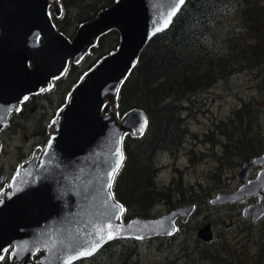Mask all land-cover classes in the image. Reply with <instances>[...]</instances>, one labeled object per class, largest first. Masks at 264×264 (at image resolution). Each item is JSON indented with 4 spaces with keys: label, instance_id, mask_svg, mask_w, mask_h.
<instances>
[{
    "label": "water",
    "instance_id": "water-1",
    "mask_svg": "<svg viewBox=\"0 0 264 264\" xmlns=\"http://www.w3.org/2000/svg\"><path fill=\"white\" fill-rule=\"evenodd\" d=\"M185 3L114 0L81 24L69 40L51 20L50 7L55 15L60 14L58 0H0V135L10 115L20 110V103L49 91L53 81L65 75L69 63L78 64L102 36L112 31L119 35L116 49L86 72L67 96L52 121L55 133L45 150H37L15 171L8 197L0 194V261L11 249L10 264H72L112 241L171 237L176 220H188L193 207L123 222V208L112 194L124 159V139L141 138L148 125L141 109L118 116V94L142 51L169 29ZM251 165H264V154L243 166L237 192L219 195L213 203H242L260 195L264 167L255 180L243 183ZM242 216L253 223L263 218L264 195L245 208ZM197 238L212 242L211 227L199 229ZM93 246L96 250L90 255H80ZM38 252L42 258L33 261Z\"/></svg>",
    "mask_w": 264,
    "mask_h": 264
},
{
    "label": "rangeland",
    "instance_id": "rangeland-1",
    "mask_svg": "<svg viewBox=\"0 0 264 264\" xmlns=\"http://www.w3.org/2000/svg\"><path fill=\"white\" fill-rule=\"evenodd\" d=\"M96 1L101 2L74 0L72 4L80 5L86 14L90 4ZM78 13V9L68 10L55 26L64 35L72 36L80 25L78 20L84 17H78ZM226 14L214 25L216 39L207 45L221 52L219 48L225 47L232 34L243 33L240 42L254 45L249 26L241 21L240 12L232 10ZM118 43L119 38L116 44L115 38L110 36L105 46L114 50ZM99 51L96 50V54ZM86 66H80V71ZM66 86V83L59 82L58 89L31 103L30 107L38 105L32 115L26 110L24 117H15L3 132L0 175L3 174L6 180H11L16 169L28 162L36 149H43L54 133L50 123L64 104ZM258 86L260 81L249 72L229 74L217 82L200 95L195 104L186 108L183 114L186 132L182 134L184 143L177 152L179 156L175 158L167 153L158 157L160 169L155 176L156 188L165 191L149 217H160L173 209L192 205L197 208L188 224H181L178 220V232L162 242L150 239L134 245L132 240L119 241L83 264H264V219L252 225L240 215L243 205L237 202L231 206L217 205L218 208L210 204L211 198L234 193L240 187L237 176L241 173L242 158L234 151L243 145H249L251 149L262 146L263 150L259 149L258 154L264 151V89L261 91ZM243 105H247L246 119L239 124L235 111ZM246 125L250 127L244 128ZM243 131H247V136ZM135 147L132 143L130 150ZM174 165L180 169L177 173L173 171ZM256 170L253 169L254 175L259 171ZM176 189L181 190V195ZM130 207L129 213L134 217L136 210ZM206 224L212 225L214 237L208 246L196 236L197 230ZM186 239L188 246L183 250Z\"/></svg>",
    "mask_w": 264,
    "mask_h": 264
},
{
    "label": "trees",
    "instance_id": "trees-1",
    "mask_svg": "<svg viewBox=\"0 0 264 264\" xmlns=\"http://www.w3.org/2000/svg\"><path fill=\"white\" fill-rule=\"evenodd\" d=\"M73 1L60 0L61 20L68 10L78 9V17L84 16L78 20L79 24L92 20L113 3V0L96 1L90 4V10H86L88 12L85 14L80 5L72 4ZM232 10L240 12L241 21L248 24L255 42L254 45H245V42H240L244 33L233 35L231 32L232 37L225 47L219 48L221 52H218L207 43L216 39L217 33L213 30L216 22ZM110 36L115 38L117 44L119 36L116 32L112 31L103 36L82 61L81 66L87 64L83 70L72 66L71 74L68 73L71 79L67 74V79L62 78L54 83V89H58L59 82L67 84L63 100L83 72L113 51L105 46ZM96 50L100 51L96 54ZM242 72H249L259 80L261 87L258 86V89L263 91L264 0H188L169 29L148 43L117 99V112L120 117L137 108L144 111L148 121L146 133L141 138L132 139L127 136L123 141L124 161L112 184L116 201L125 208L122 221L136 217L148 218L150 211L163 198L165 190L159 191L155 181L158 157L167 153L175 155L181 150L184 143L182 134L186 132L183 128L186 108L195 104L200 95L217 82L223 81L229 74ZM47 94L49 93L43 95ZM246 109L247 105H243L235 111L239 124H243L246 119ZM248 121L250 123V118ZM249 127L246 125L244 128ZM246 133L247 131H243L245 136ZM132 143L136 146L134 150H130ZM259 149L263 150L262 146ZM259 149L243 145L234 153L249 159L257 155ZM176 190L181 195V190ZM130 206L136 210L134 217L129 213ZM158 240L162 242L165 239ZM116 243L118 242L105 246L103 250Z\"/></svg>",
    "mask_w": 264,
    "mask_h": 264
},
{
    "label": "flooded vegetation",
    "instance_id": "flooded-vegetation-1",
    "mask_svg": "<svg viewBox=\"0 0 264 264\" xmlns=\"http://www.w3.org/2000/svg\"><path fill=\"white\" fill-rule=\"evenodd\" d=\"M59 16H60V14H59ZM59 16H57V15H55V13H54V11H53V8L51 9V18H52V21H53V23H54V26H55V22H59L60 20H61V18L59 17ZM58 27L57 26H55V29L58 31V32H60L61 34H63L62 33V31H59L58 29H57ZM78 28V27H77ZM76 31V30H75ZM75 31H74V33H73V35L72 36H70V37H68V36H66V35H64L67 39H69V40H71L73 37H74V35H75ZM98 44V43H97ZM97 46V45H96ZM90 52H91V50H90ZM85 59V57L78 63V64H73V63H69V66H68V69H67V71H66V73H65V75L62 77V78H65L66 77V75L70 72V70H71V67L73 66V67H76V68H79L80 66H81V64H82V61ZM96 64V63H95ZM95 64H93L91 67H89V69L86 71V72H88ZM85 72V73H86ZM84 73V74H85ZM84 74H82L80 77H78V79H77V81H76V83L72 86V88H71V90H70V92L72 91V89L75 87V85L78 83V81L81 79V77L84 75ZM61 79V78H60ZM60 79H58V81L60 80ZM54 90V83H53V85H52V88L49 90V91H46V92H42V93H40V94H37V95H32V96H30L29 98H28V100H26V101H24V102H22V103H20V110L18 111V112H13L11 115H10V117H9V119H8V122H7V125H6V127L9 125V123H11V121L15 118V117H17V118H19V117H22V115H24V113H25V111L26 110H28V112L32 115L33 114V111L35 110V109H37V104H33L31 107H30V105H31V103L32 102H34V101H37V99H39V97L40 96H42L44 93H51L52 91ZM69 92V93H70ZM68 93V94H69ZM68 94L66 95V97L64 98V100L66 101V98H67V96H68ZM43 96H45V95H43ZM65 101H64V104H65ZM63 104V105H64ZM62 105V106H63ZM61 106V107H62ZM52 126V125H51ZM5 127V128H6ZM52 129L54 130V128L52 127ZM5 129H3L2 130V132H1V135H0V146H1V137H2V135H3V131H4ZM54 133H55V130H54ZM53 133V134H54ZM52 134V135H53ZM51 135V136H52ZM50 136V137H51ZM49 137V138H50ZM49 140V139H48ZM48 140H47V142H46V145H47V143H48ZM46 145H45V147L43 148V149H36L33 153H32V155H31V159L33 158V155H34V153L35 152H37V150H40L41 152H43L44 150H45V148H46ZM264 154V151L261 153V154H257V155H254V156H252L251 158L249 157V159H246V158H243V157H241L242 158V166H241V172H242V168H243V166L244 165H246V164H251L252 163V161L254 160V159H256V158H259V157H261L262 155ZM30 159V160H31ZM29 160V161H30ZM27 163V162H26ZM25 163V164H26ZM24 165V164H23ZM263 167H264V165H251L249 168H248V170H247V173H246V176H245V178H244V181H243V183L244 184H246L247 182H249V181H253V180H255L256 179V177H257V174L263 169ZM255 168H257V170H259L257 173H256V175H254V171H253V169H255ZM17 170V169H16ZM256 170V171H257ZM253 173V174H252ZM13 176V175H12ZM238 177V176H237ZM10 181L11 180H6L5 179V177H4V175L3 174H1L0 175V194H4L5 195V197H8V195H9V186H10ZM240 183V182H239ZM242 185V183H240V186ZM235 193V192H234ZM230 194H233V193H230ZM219 195H222V194H219ZM219 195H217L216 196V198L219 196ZM262 195H264V190H262L261 191V193H260V195H258V196H249V197H247L242 203H240V202H237V203H239V204H241V205H243V207H242V210H241V216H242V212H243V210L245 209V208H247V207H249V206H252V205H255L257 202H258V200L262 197ZM216 198H211L210 199V204L211 205H214V206H211V207H215V208H218L219 206H217V205H221V206H224V204H227L228 206H231V205H235V201H233V202H229V203H224V204H215V203H213V201L216 199ZM226 205V206H227ZM185 207H193V210H192V213H191V215L190 216H192L193 214H194V212L196 211V208L197 207H195V206H185ZM179 208H183V207H179ZM177 209V208H176ZM173 210H175V209H173ZM172 211V210H171ZM190 216H189V218H190ZM243 217V216H242ZM189 218H188V220L185 222V223H181V224H185L186 225V223L188 224V222H189ZM243 218H245V217H243ZM246 220L248 219L249 220V222L252 224V225H254V224H256L257 222H260L261 220H263L264 219V217L263 218H261L259 221H257V222H255V223H253L252 222V220L250 219V218H245ZM247 220V221H248ZM180 221V220H179ZM206 225H209L210 227H212V225L211 224H206ZM199 230V229H198ZM198 230H197V232H198ZM196 236H197V233H196ZM213 240H214V238H213ZM204 243V242H203ZM210 243L211 242H208V243H204L205 244V246H208V245H210ZM188 246V241H187V239L185 240V243H184V247H183V250L186 248ZM10 251H11V249L6 253V255L4 256V258H3V260L1 261L2 263L6 260V262L4 263V264H10V259H9V255H10ZM223 251H225V250H223ZM101 252V251H100ZM100 252H98V253H100ZM38 256V257H37ZM42 256H43V253L42 252H38L37 254H35L34 255V258H33V261H36V260H38V259H40V258H42ZM93 258L94 257H91V258H88V259H81V260H78V261H76V262H74V263H72V264H83V263H86V262H88V261H90V260H93ZM204 260H207V259H204ZM0 262V263H1Z\"/></svg>",
    "mask_w": 264,
    "mask_h": 264
},
{
    "label": "snow or ice",
    "instance_id": "snow-or-ice-1",
    "mask_svg": "<svg viewBox=\"0 0 264 264\" xmlns=\"http://www.w3.org/2000/svg\"><path fill=\"white\" fill-rule=\"evenodd\" d=\"M180 4L185 3V0H179ZM171 15H175V12H173ZM171 17H169L168 19H166L165 23H164V27H167V24L170 22ZM161 29H157V31H160ZM123 157L121 156V161H122ZM113 237V233L111 231L108 232V238L111 239ZM96 250V247L93 246L91 248L90 251L87 252H81L80 255H90L92 252H94Z\"/></svg>",
    "mask_w": 264,
    "mask_h": 264
}]
</instances>
